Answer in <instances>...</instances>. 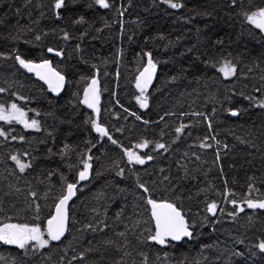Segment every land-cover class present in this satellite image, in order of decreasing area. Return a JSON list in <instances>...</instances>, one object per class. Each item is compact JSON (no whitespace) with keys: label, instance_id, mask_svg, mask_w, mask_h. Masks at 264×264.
I'll use <instances>...</instances> for the list:
<instances>
[{"label":"trees","instance_id":"trees-1","mask_svg":"<svg viewBox=\"0 0 264 264\" xmlns=\"http://www.w3.org/2000/svg\"><path fill=\"white\" fill-rule=\"evenodd\" d=\"M107 2L65 0L58 19L55 0H0V107L15 103L38 123L0 121V227L38 225L48 240L24 249L0 241V264H264V209L248 207L264 202V32L246 19L264 0ZM149 54L155 75L141 107ZM17 56L50 62L64 76L60 92ZM225 62L235 68L227 78ZM93 79L98 112L83 105ZM12 156L31 166L21 172ZM68 184L67 231L53 241L47 221ZM149 198L174 204L192 236L150 240Z\"/></svg>","mask_w":264,"mask_h":264},{"label":"snow or ice","instance_id":"snow-or-ice-1","mask_svg":"<svg viewBox=\"0 0 264 264\" xmlns=\"http://www.w3.org/2000/svg\"><path fill=\"white\" fill-rule=\"evenodd\" d=\"M96 4H98L101 8H109L110 4L107 2V0H94ZM162 3L168 4L169 7L173 9H178L183 7L181 3L174 2V0H161ZM235 3V0H233V4ZM65 6V0H55L54 8L57 10V18L59 19V9ZM123 15V13H121ZM246 19L249 23L253 24L257 29L264 32V8H260L256 12H252L250 15H246ZM77 23H82L83 19L76 21ZM37 39H40L39 36H37ZM64 39H68L67 33L64 35ZM49 52H52L53 49H48ZM56 55H61L59 51L55 53ZM16 60L19 62V64L26 68L28 71H33L35 69L40 68H47L48 71L56 77L57 79V89H53L54 91L58 90V88L62 85L64 81V76L60 75L59 73L53 72L52 69L49 66V62L45 61L43 64H33L31 61H26L24 59H21L19 56L16 57ZM156 68L155 63H153L151 59V55L149 54L148 59V67L145 68L144 73H141V77L144 76L145 73H149L148 79L145 80V84L142 86L140 83V80L138 79L136 87L140 89L141 96L137 98L138 102H140L141 107H147V100L143 98V94L145 91V88L147 86V83L150 82L151 79V73L149 72V69L154 71ZM221 71L225 78L233 75L235 73V68L231 65L230 62H225V64L219 69ZM37 75L40 76L41 79H46L44 75H41L40 72H37ZM97 84V81L95 79L92 80V88L89 90H86L85 92V98L83 103H85L89 108H92L99 111L96 108V102H98V96L95 95V85ZM0 91H3V89H0ZM89 91L93 92L94 96L93 99H89ZM260 107H264V103H261L259 105ZM12 110H14V113H18V115H12L9 114L8 116L4 115V109L0 107V120H11V119H17L18 121L24 123L25 127H37L38 123L36 120H32L31 123H28L26 120H22V117L24 116V113L18 109L17 105L13 103L11 105ZM231 115L236 116L238 113L236 111H232ZM139 119V117H137ZM93 127L95 130L99 133H101L104 136H107V131L100 127L99 124H97L95 121L92 122ZM209 127H211L209 125ZM177 132L181 131V128H177ZM4 132L0 131V136H4ZM110 140L112 139L111 136L108 137ZM113 144H116L117 141L112 140ZM146 144L138 145V147H146ZM159 148H164L165 146L163 144L157 145ZM201 147H205L204 144H201ZM126 155L129 158V162H135L138 164L145 163V160L142 159L140 156L135 154L134 152L128 151L126 152ZM11 159L16 162L21 172H24L25 169L29 168L30 164H24L19 161V159L16 156H12ZM151 159V157H149ZM91 167L90 164L84 165V171H81L79 173V179L84 180L87 179L88 176V169ZM118 174H122L118 173ZM76 185L75 184H68L67 185V194L64 195L60 200L59 203L56 205L55 212L56 214L47 221V235L48 237L53 240H59L61 236L64 234L65 226H66V220H67V202L75 195L74 189ZM141 188H143L144 192H148V189L144 187L143 185H140ZM33 196H35V193H32ZM147 204L151 206V217L155 221V232L153 235L149 237L150 240L156 242L157 244L164 245L166 243V239L170 238L171 240L179 241L182 237H191L192 232L189 231V225L186 222L184 216L182 215L181 211L177 209V207L169 202H157L151 198L147 199ZM233 203H235L233 201ZM217 205L215 203L210 204L208 206V211L215 214ZM248 207L249 208H260L264 209V202L260 203H254L252 201H248ZM37 207V211H38ZM240 211H243L241 208ZM44 233L41 231L40 226H34L30 227L28 225H21V224H4L3 227H0V241H2L5 244L10 245H16L21 249H24L29 242L35 241L39 247L43 248L48 245V240L43 239ZM123 235V233H121ZM258 248L261 252H264V242H261L258 245ZM235 255H242V253H234Z\"/></svg>","mask_w":264,"mask_h":264},{"label":"water","instance_id":"water-1","mask_svg":"<svg viewBox=\"0 0 264 264\" xmlns=\"http://www.w3.org/2000/svg\"><path fill=\"white\" fill-rule=\"evenodd\" d=\"M47 62H48V61H47ZM43 63H44V62H41V63H33V64H43ZM18 65H19V67H21L24 71H26V72L29 73L30 75L34 76V77H35V78H36L41 84H43V85L49 90L50 93H54V94H55V93H59L60 90L62 89L63 84H64V81H63L62 85L58 88V90H56V91L53 90V89H57V79H56L55 76H53V75L48 71L47 68L35 69V70H33V71L30 72V71H28L26 68L22 67V66L19 64V62H18ZM49 66H50V68L52 69L53 72L58 73L57 71H55V70L52 68L50 62H49ZM147 67H148V59L146 60L145 67L143 68V70H142L141 73H144V70H145V68H147ZM37 72H40L41 75H44V76L46 77V79H41L40 76L37 75ZM149 72L151 73V79H150V82H151V81L153 80V78H154L155 70L152 71L151 69H149ZM141 73H140V75H139V80H140L141 85L143 86V85L145 84V80L148 79L149 73H145L143 77H141ZM60 75H61V74H60ZM150 82H148V83H150ZM74 192H75V195H76V191H75V189H74ZM66 194H67V189H66V192H65L64 195H66ZM75 195H73V197L67 202V209H66V210H67V220H66V226H65L64 234L61 236L60 239H62V238L65 236V234H66V231H67V224H68V207H69L70 203L73 201ZM61 198H62V197H61ZM61 198H60V199H61ZM60 199H59V200H60ZM59 200H58V202H57V203L55 204V206H54L53 213H52V217L56 214V212H55V208H56V205L59 203ZM149 212H150V216H151V206H150V205H149ZM52 217H51V218H52ZM151 219H152V217H151ZM152 223H153V229H154V232H155V221H154L153 219H152ZM182 238H183V237H182ZM182 238H181V239H182ZM166 241H167V242H178V241H175V240H171L170 238L166 239ZM179 241H180V240H179ZM7 245H10V244H7Z\"/></svg>","mask_w":264,"mask_h":264},{"label":"rangeland","instance_id":"rangeland-1","mask_svg":"<svg viewBox=\"0 0 264 264\" xmlns=\"http://www.w3.org/2000/svg\"><path fill=\"white\" fill-rule=\"evenodd\" d=\"M220 72H221V71H220ZM221 73H222V72H221ZM222 75L224 76L223 73H222ZM224 77H225V76H224ZM148 85H149V83H147V86H146L145 90L147 89ZM92 87H93V86H92V81H91L90 84H89V86L87 87L86 90H89V89L92 88ZM94 87H95V95L98 96L97 84H96ZM137 89H138V88H137ZM138 91H140V89H138ZM85 92H86V91H85ZM140 93H141V92H140ZM93 96H94L93 92L89 91V99H90V100L93 99ZM84 98H85V93H84V95H83V101H84ZM83 105H84L86 108L90 109V110H94V109H92V108H89L85 103H83ZM97 105H98V102H96V108H97ZM21 112H22V111H21ZM23 113H24V112H23ZM9 114H12V115H18V113H14V110H12L11 106H10L8 109L4 110V115H5V116H8ZM22 120H26L28 123H31V121H32V120H27L26 117H25V114H24V116L22 117ZM0 121L5 122V123H11V122H14V123H16V124H18V125L23 126L25 129H28V130H36V129H37V127H25L24 123L18 121L17 119H11L10 121H9V120H0ZM127 158H128V156H127ZM128 160H129V158H128ZM133 163H135V162H133ZM79 180H80V179H79ZM46 234H47V229H46ZM43 239H44V237H43ZM30 243L35 244L37 247H39V245H38L35 241L29 242V244H30ZM27 245H28V244H27ZM14 246H16V245H14ZM16 247H18V246H16Z\"/></svg>","mask_w":264,"mask_h":264}]
</instances>
